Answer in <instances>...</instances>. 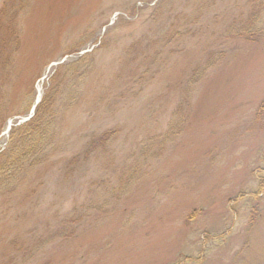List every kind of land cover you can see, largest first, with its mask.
I'll use <instances>...</instances> for the list:
<instances>
[{
	"label": "rangeland",
	"instance_id": "obj_1",
	"mask_svg": "<svg viewBox=\"0 0 264 264\" xmlns=\"http://www.w3.org/2000/svg\"><path fill=\"white\" fill-rule=\"evenodd\" d=\"M2 10L0 151L44 95L56 144L0 194V264H264V0Z\"/></svg>",
	"mask_w": 264,
	"mask_h": 264
},
{
	"label": "trees",
	"instance_id": "obj_2",
	"mask_svg": "<svg viewBox=\"0 0 264 264\" xmlns=\"http://www.w3.org/2000/svg\"><path fill=\"white\" fill-rule=\"evenodd\" d=\"M6 7L3 10H6ZM3 10L0 11V29L3 27L2 17L5 14ZM11 19H15V17ZM255 28H257L255 25L246 27L245 29L242 28L239 34L247 39H253L257 37L258 31H260ZM10 37L13 38V36ZM14 39L19 41L17 36ZM7 40L11 41L12 39L0 36V59L10 60V55H6ZM199 72L201 76L202 73H205V69L199 70ZM194 77H196V80H199L196 73ZM3 86L4 83L0 82V104L4 94ZM52 101V95H44L36 105L32 117L12 125L8 145L0 151V194L11 192L14 188L13 185L18 182L22 174L27 172L29 168H34L45 163L53 156L56 144V119L51 110ZM257 115L260 118L264 116V100L259 107ZM3 118L0 114V131L6 129L8 126L7 119L4 120ZM114 134L115 131H104L103 133L92 135L87 154L97 152L106 146L112 140ZM262 187L263 182L261 181L258 190L260 191ZM258 215L259 211L256 210L253 213L256 221Z\"/></svg>",
	"mask_w": 264,
	"mask_h": 264
},
{
	"label": "water",
	"instance_id": "obj_3",
	"mask_svg": "<svg viewBox=\"0 0 264 264\" xmlns=\"http://www.w3.org/2000/svg\"><path fill=\"white\" fill-rule=\"evenodd\" d=\"M38 101H39V100H37V102H38ZM37 102H36V103H37ZM35 107H36V104H35L34 107H33V111H34ZM31 116H32V114H31L29 117H31ZM29 117H28V118H29ZM28 118H26V119H28Z\"/></svg>",
	"mask_w": 264,
	"mask_h": 264
}]
</instances>
